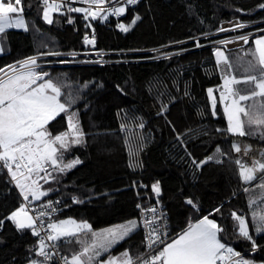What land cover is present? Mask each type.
Segmentation results:
<instances>
[{"label":"trees","instance_id":"1","mask_svg":"<svg viewBox=\"0 0 264 264\" xmlns=\"http://www.w3.org/2000/svg\"><path fill=\"white\" fill-rule=\"evenodd\" d=\"M261 4L264 0H137L121 21L129 26L137 15L140 19L123 32L116 28L117 20L111 13L104 21L102 14L86 20L84 13L71 12L75 22L70 24L68 13L60 8L52 23H46L41 0H24L27 30L1 33L0 68L46 52L69 54L44 57L46 65L39 71L48 73L46 79L61 87L62 101L74 100L68 112L78 113L85 133V143L65 154V160L79 158L82 162L63 173L53 171L55 179L43 183V189L51 191L41 200H61V211L54 220L73 218L100 230L138 221L139 202L156 196L167 211L169 237H175L189 222L220 208L210 218L224 228V242L238 251L252 247L239 236L238 222L230 215L234 211L244 216L259 246L252 256L264 261V233L254 232L248 191H244L258 184L264 173L243 184L232 146L238 139L264 148V138L259 133L238 137L228 133L217 94L215 116L208 96V89L221 83L211 44L242 32L263 30ZM232 19L252 25L217 33L222 22ZM89 33L95 38L91 51L83 43ZM196 40L203 46L196 47ZM251 41L241 49L225 51L231 64L248 50ZM87 52L101 54L85 55ZM164 77L177 80L179 118L161 111L159 96L152 88L156 79ZM262 100L247 105L258 106ZM125 121L131 127L122 130ZM140 123L143 128L138 127ZM48 130L53 135L66 131L67 116L62 113L51 121ZM245 131H249L246 119ZM217 148L224 155L220 162L199 167L193 164V160L205 161ZM156 182L159 196L152 191ZM73 198L79 202L74 203ZM188 199L195 202L198 211ZM21 203L19 190L0 171V220L4 221L0 226V264H28L38 256L39 245L31 230H18L5 219ZM78 239L82 241V236ZM82 243L74 238L57 241L60 251L70 258ZM125 250L132 257L142 252L140 227L110 253Z\"/></svg>","mask_w":264,"mask_h":264},{"label":"snow or ice","instance_id":"2","mask_svg":"<svg viewBox=\"0 0 264 264\" xmlns=\"http://www.w3.org/2000/svg\"><path fill=\"white\" fill-rule=\"evenodd\" d=\"M67 2V0H66ZM89 8L68 7V12L85 13L84 18L87 20L89 16L96 19L102 11H110L113 15H121L125 13V7H113L110 9L101 8L105 4V0H88ZM127 5L137 3V0H125ZM44 15L43 18L52 23L50 13L60 9L59 4L50 3L49 0H43ZM96 5L97 11H92L91 6ZM264 9V4L259 5ZM25 10L24 0H0V33L8 28H23L27 30L23 12ZM107 19V16H101ZM137 15L131 25L125 26L119 24L118 27L123 32H128L129 28L139 20ZM69 23L72 20L69 19ZM89 26V25H86ZM236 28L243 29L246 27L243 23H237ZM235 30V29H233ZM219 31L224 32L228 29L220 28ZM264 31V30H261ZM195 40V38H193ZM249 35H240L236 37L237 41H243L244 44L249 43ZM233 41L220 40L216 43L227 44ZM85 44H94L95 39L84 37ZM255 48L246 53L251 55L252 59L247 62L246 72L252 74L246 75L243 79H238L231 73L233 65L229 62L224 52L217 48L215 57L217 65H223V90L220 91L219 100L224 104V114L227 117L228 133L238 134L240 136L260 134L264 138V100L258 106H250L246 103L255 97L264 98V36L254 39ZM196 40V47H202ZM157 51V50H153ZM41 55H60L58 52H46ZM75 55V53H73ZM19 69L15 65L7 66L9 72L0 68V170L6 169L7 174L11 177V181L15 183L19 189V194L23 201L20 206L11 212L5 219L13 222L18 230L29 229L32 235L39 237L38 256L44 257L45 261L51 259V254L46 251L47 248H55L53 243L48 245L45 241H59L62 238H74L76 243H82L78 239L80 233L91 232L93 242L85 244L80 252L74 253L71 259L62 257L64 264H92V262L101 255V252H107L114 244L124 240L133 233L141 225L137 220H130L126 224L117 228L105 229L100 233L91 230V225L87 222H77L74 219H64L59 221H50L47 223V229L50 230L45 236L40 235V228L44 227L43 218L48 216L51 218L52 213L57 209L53 207V203L48 201L35 208H29L31 201H40L42 197L48 195V190H42L39 179L45 180L55 179L52 172L63 173L73 169L82 161L75 158L65 162V153L70 152L73 146L83 145L85 143V133L80 127L78 113L69 114L68 109L74 100H61V87L57 86L48 73L37 72L36 57H29L23 61H19ZM251 84L253 85L248 94H242L241 89L237 85ZM208 96L211 98V108L213 116L216 115L217 98L213 95V89H208ZM67 116V130L59 134L53 135L48 130V125L61 114ZM162 114V113H161ZM249 131H245V119ZM138 127L143 128L144 124L140 123ZM122 130H126V125H121ZM221 131V129H216ZM179 138V137H178ZM236 152H240L241 148L237 144H233ZM250 150L246 147L245 154ZM217 153L220 149L217 148ZM264 157V153H261ZM214 159L209 156L207 160ZM207 160L197 162L193 160V164L199 167ZM217 162H220L219 160ZM239 165V175L245 183H250L257 179L256 171L264 173V162L253 161L252 167H247L236 160ZM44 173L43 176L40 174ZM258 187L264 190V175L260 178ZM143 186V185H142ZM152 191L159 196V182L152 185ZM244 191H249L245 188ZM31 197V200L29 199ZM264 200V196L261 197ZM73 202H79L73 198ZM56 203H59L57 201ZM187 203L195 210H199L198 206L192 199H188ZM250 205H255L256 200H250ZM140 208V205H137ZM153 214L152 219H144L143 227L148 229L145 233L144 240L148 249H155L159 245H163L159 251L150 255V258L137 256L133 258L128 250L121 255L123 257L122 264H254L253 261L245 259L240 252L235 251L233 247L228 246L222 237L224 228L220 226L214 218H210L220 212V208H215L212 212L198 218L195 222H189L187 227L183 229L175 237H169L166 231L160 230L157 224V209L155 207L142 210ZM33 214L30 215L29 213ZM232 218L238 222V234L240 237L251 242L252 249L255 251L259 246L256 240L250 235L248 222L242 215L231 212ZM4 223L0 220V226ZM252 224L256 234L264 233V210L261 212H252ZM71 242V241H69ZM117 258L110 257L103 264H116ZM32 264H41V262L33 261ZM97 264H100L97 261Z\"/></svg>","mask_w":264,"mask_h":264},{"label":"rangeland","instance_id":"3","mask_svg":"<svg viewBox=\"0 0 264 264\" xmlns=\"http://www.w3.org/2000/svg\"><path fill=\"white\" fill-rule=\"evenodd\" d=\"M98 9H93L92 11H97ZM111 12L110 11H102L100 14H102V15H109ZM85 14V13H84ZM24 18V17H23ZM25 20V19H24ZM230 24H228V25H221L220 24V28H225V29H228V31H224V33L225 32H234V31H239V30H241L240 28H236L235 26H236V24L237 23H241L240 21H238L237 19H233V22H229ZM25 24H26V26H27V23H26V21H25ZM243 24H245V23H243ZM246 25V27H248V26H250V25H252L251 23H247V24H245ZM219 28V29H220ZM10 29H16V30H24L23 28H15V27H13V28H10ZM233 29H235V30H233ZM264 30V29H263ZM259 31H261V30H259ZM222 33L221 31H217V33ZM251 32H253V31H250V32H248V33H244V32H242V33H239V34H237V35H234V36H231V37H229V38H227V39H223V40H225V41H233V42H236L237 40H236V37H238V36H240V35H251V34H254V33H251ZM262 33H264V31H261ZM261 32H259V33H261ZM0 35H1V33H0ZM257 35H259V34H257ZM257 35H251V37H250V39H249V42L255 37V36H257ZM236 44V43H235ZM90 45H92V44H90ZM211 45H213L214 47H215V50L217 49V48H219V49H221L223 52L224 51H226V50H231V49H241V48H243V47H245L247 44H236V45H234V46H232V47H230V48H227V45L226 44H223V45H221V44H218V43H212ZM2 51H3V48H2V43H1V39H0V55H1V53H2ZM91 51V50H90ZM215 52V51H214ZM101 53H98V52H87V53H85V55H100ZM62 55H69V54H60V56H62ZM47 56H56V55H35V57H36V64L37 65H46L43 61H42V59L44 58V57H47ZM70 56H73V54H70ZM215 59H216V57H215ZM22 60V59H21ZM23 60H25V59H23ZM217 64V63H216ZM219 67H220V69L223 71V68H224V66L223 65H218ZM169 78V77H168ZM152 88L153 89H155V94L156 95H158L159 97H158V99L160 100V103H161V111L162 112H164L166 115H176V114H178V112L180 111L181 112V108H180V103H179V101H180V94H179V92H178V88H177V80H174V78L172 77V78H170L169 80L167 79V77H164V78H159V79H156L154 82H153V84H152ZM216 94H217V96H218V99H219V95H218V93L216 92ZM213 95H214V91H213ZM185 97H188V93H186V96ZM210 98V97H209ZM210 101H211V98H210ZM220 101V100H219ZM220 105H221V108H222V104H221V102H220ZM72 112H76V111H71L70 113H72ZM222 112H223V114H224V111H223V108H222ZM69 113V114H70ZM77 113V112H76ZM180 115L181 114H178V117L177 118H179L180 117ZM224 116H225V114H224ZM191 118H193L192 116H190ZM78 120H79V115H78ZM125 124H126V126H130L131 127V125L127 122V121H125ZM129 127V128H130ZM133 128V127H132ZM234 136H236V137H238L239 135H235V134H233ZM235 144H237V145H239V146H243V147H248V148H250V150H261L262 151V153L264 152V148H260V147H255V146H251V145H249V144H247V143H245V142H243V141H241V140H236L235 139ZM74 147V146H73ZM217 149H215L209 156H213L214 157V159H212V160H207V158L209 157H207L206 158V160H207V163H210V162H214V161H218L219 159H220V154L222 155V158L224 157V155L220 152V153H217V151H216ZM66 154V153H65ZM233 155H234V153H233ZM234 157V160L236 161V158H235V155L233 156ZM222 158H221V160H222ZM72 159H75V158H70V159H68V160H65V162H67V161H69V160H72ZM220 160V161H221ZM261 161L262 162H264V157H263V159H261ZM79 165V164H78ZM77 166V165H76ZM75 166V167H76ZM238 166V165H237ZM48 171H50V172H53L52 171V169L51 168H49L48 169ZM67 171H69V170H67ZM66 172V171H65ZM41 176H43L44 175V173H41L40 174ZM259 176V175H258ZM257 176V177H258ZM34 179H36V178H38V177H33ZM45 181V180H44ZM242 183L243 184H247V183H245V182H243L242 181ZM259 183H260V181L258 182V184H256V185H254V187L253 188H250L249 189V191H248V197H249V201L250 200H256V204L255 205H250V207H251V211H250V216H251V222H252V212L253 211H256V212H261L262 210H264V200H262L261 199V197L262 196H264V190H262V189H260L259 187H258V185H259ZM250 204V203H249ZM64 219H69V218H62V219H56V220H54V219H52L51 221H59V220H64ZM71 219H73V218H71ZM75 220V219H74ZM77 221V220H76ZM78 223L79 222H86V221H77ZM88 223V222H87ZM138 223H139V221H138ZM89 225H91L90 223H88ZM123 224H126V223H123ZM123 224H119V225H115V226H112V227H108V228H104V229H100V230H93L92 229V226H91V230L92 231H94V232H97V233H100V232H102L103 230H105V229H109V228H117L118 226H120V225H123ZM253 225V224H252ZM249 226V225H248ZM249 232H250V228H249ZM255 232V231H254ZM82 236V246L80 247V249L78 250V252H80L81 251V249L85 246V244H91L92 242H93V237H92V235H91V232H89V231H85V232H82V233H80L79 234V236ZM63 239V238H62ZM119 242H121V241H119ZM118 242V243H119ZM118 243H116V244H114L111 248H109L108 249V251L107 252H101V255L99 256V257H97L93 262H92V264H97V261H99L100 262V264H103V262L104 261H107L110 257H116L117 258V262H116V264H122V261H123V257H122V253L124 252V251H122V252H119V253H117V254H112V253H110L111 252V250H112V248L115 246V245H117ZM229 246V245H228ZM232 247V246H231ZM234 249V248H233ZM235 250V249H234ZM78 252H76V253H78ZM70 258V257H69ZM71 259V258H70ZM28 264H32V262H30V263H28Z\"/></svg>","mask_w":264,"mask_h":264},{"label":"built area","instance_id":"4","mask_svg":"<svg viewBox=\"0 0 264 264\" xmlns=\"http://www.w3.org/2000/svg\"><path fill=\"white\" fill-rule=\"evenodd\" d=\"M41 2L43 3V0H41ZM49 2L59 4L61 6L60 8H62L64 11H66L68 13L67 23H69L68 22L69 19L72 20V23L75 22V17L71 14V12L67 11L68 7L86 8V9L89 8L88 0H67V2H66V0H49ZM129 6H131V5H127L125 3V0H117L116 2H111L109 0H105V4L102 5L101 8L110 9L113 7H125L127 10V8ZM93 9H97L96 5H94V4L91 6V10H93ZM123 14L113 15L115 20H117L116 28L118 30H120V28L118 27L119 24H124L126 26L125 22L121 21ZM103 20L106 21V19H103ZM229 22H233V19L229 20V21H224V22H222L221 25H228V24H230ZM72 23H70V24H72ZM259 32H261V31H253L251 33H254L255 35H257V34H259ZM254 34H251V35H254ZM86 35L88 36L89 39H92L94 37V34H92V33H89ZM251 35H250V37H251ZM83 43H84V38H83ZM235 43L244 44L243 41H236V42H232V43H227L226 44L227 48H230V47L236 45ZM94 45H95V43L92 45L84 43L85 48L89 49V50L92 49L94 47ZM30 57H35V55L30 56ZM27 58H29V57H27ZM24 59H26V58H24ZM19 61H23V59L19 60ZM19 61H16V62L9 64V65H15L16 68L19 69V63H18ZM9 65H7V66H9ZM7 66H5L3 69H5L6 72H9ZM9 74H11V72H9ZM0 75H2V74H0ZM0 171L5 174L7 180L16 188L15 183L13 181H11V177L7 174V170L3 169ZM48 201H51L53 203V207H55L57 209V211L52 213L51 218H49L48 216H45L43 218V222H44L43 228H40L39 224L36 225L37 229L40 231L41 236H45L46 233L48 231H50L47 229V223L50 222L52 219H54L60 213V211H61V200L58 198H48V199H43L40 201H31V203L29 204V208H35V207H38L39 205L44 204ZM57 201H59V203H56ZM22 203H28V202L23 201V198H22ZM138 205L141 206L140 208L137 207V210H138V221H139V224L141 225L140 229H141L142 235H143V250L138 255L133 256V258H136L137 256H144L145 258H150V255L155 254L156 251H159V249L162 248L163 245H159L154 250L148 249L146 247V242L144 240V237H145V233L148 231V229L143 227V220L144 219H152L153 214L150 212L142 211V210H146V209L155 207L157 209L156 216L158 217L157 224L160 225V230L162 232L166 231L168 233V236H169L168 215H167V211H166L163 203L156 196H154L153 198L152 197H150V198L146 197V199L143 201H140ZM29 214L32 215L33 213L30 212ZM34 238L36 239V242L39 245V237L34 236ZM45 243L48 245H51L54 243L56 245V247L54 249L51 247L46 249V251H48L51 254V259L47 260V261H51L54 264H64V260L62 259V257H68V256L64 255L60 251L58 244H57V241H47L46 240ZM258 248L255 251H257ZM235 251H238V250H235ZM255 251L252 249V247H250L247 249L240 250L238 252H240V254L243 258L248 259L250 261H253L254 264H264V261L255 259L252 256L255 253ZM33 261L39 262V261H45V259L42 256H37ZM218 264H219V262H218Z\"/></svg>","mask_w":264,"mask_h":264},{"label":"crops","instance_id":"5","mask_svg":"<svg viewBox=\"0 0 264 264\" xmlns=\"http://www.w3.org/2000/svg\"><path fill=\"white\" fill-rule=\"evenodd\" d=\"M54 13H55V11H52L50 13V18L51 19H52V16H53ZM43 15H44V9H43ZM44 21L46 23H48L45 19H44ZM8 29H10V28H8ZM8 29H6V30H8ZM260 36H264V33H260L259 35L255 36L252 39L251 44H250L248 50H243L242 53H241V55H240V57H238L237 59H235L234 60V63H232L233 68L231 70V73L233 75H235L238 79H243L246 75L252 74L251 72H246L245 71V69L247 67V62L252 59L251 55H246V53H250V51L255 48L254 39L255 38H259ZM244 51H247V52L245 53ZM224 54L226 56V52L225 51H224ZM214 57H215V52H214ZM215 62H216V59H215ZM42 66L43 65H38V67L36 68V71L37 72H40L39 71V68L42 67ZM216 67H217L218 73H219V75L221 77V83L218 86L212 87L211 89H213L214 93L217 92L218 95H220V91L223 90V82H224L223 81V75H222V72L223 71L220 69V67L217 64H216ZM236 87L239 88V89H241L242 94H248L251 91L253 85H251V84H247L246 85V84L241 83L240 85H237ZM255 99H260L261 100L263 98L255 97L253 100H255ZM209 100H210V98H209ZM253 100H250V101H247V102H243V103H246L247 104V103H250ZM221 104H222V108H224V104L222 102H221ZM225 118H226V121H227L226 115H225ZM235 135H238V134H235ZM235 142L236 141H233L232 146H233V144H235ZM240 148H241V151L240 152H236L234 150V148H233V153L235 155L236 160H240L241 163L245 164L247 167H252L253 166V161H260V162H262L261 159H263V157L261 156V153H262L261 150H249L247 152V154H245V151H244L245 147L240 146ZM221 158H222V155L220 154L219 161L221 160ZM214 162H217V161H214ZM238 168H239V165H238ZM239 172H240V168H239ZM260 174H262L260 171H256L255 172V175L256 176H258ZM36 179L39 180V184L42 185V190H44L43 189L44 180L43 179H39V178H36ZM29 199L31 200V197Z\"/></svg>","mask_w":264,"mask_h":264},{"label":"bare ground","instance_id":"6","mask_svg":"<svg viewBox=\"0 0 264 264\" xmlns=\"http://www.w3.org/2000/svg\"><path fill=\"white\" fill-rule=\"evenodd\" d=\"M111 1V0H110ZM113 2H115V1H113ZM237 44V43H236Z\"/></svg>","mask_w":264,"mask_h":264}]
</instances>
